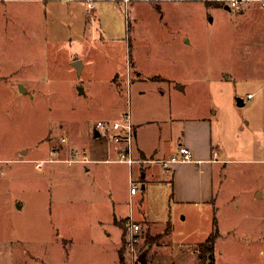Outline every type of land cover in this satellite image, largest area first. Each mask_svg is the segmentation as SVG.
<instances>
[{"label":"rangeland","instance_id":"374dc122","mask_svg":"<svg viewBox=\"0 0 264 264\" xmlns=\"http://www.w3.org/2000/svg\"><path fill=\"white\" fill-rule=\"evenodd\" d=\"M229 1L131 0L125 16L101 1L89 18L60 0L48 16L32 2V20L0 12V241L12 242V264H202L212 232L214 264H264V0ZM129 111L159 159L178 151L183 119L218 111L214 139L230 161L216 165L214 202L176 203L162 162L150 165L167 181L130 193L118 144L95 134ZM71 151L78 160L64 161Z\"/></svg>","mask_w":264,"mask_h":264},{"label":"crops","instance_id":"0c3cea01","mask_svg":"<svg viewBox=\"0 0 264 264\" xmlns=\"http://www.w3.org/2000/svg\"><path fill=\"white\" fill-rule=\"evenodd\" d=\"M48 1L49 0H0V12L5 17V19H11L12 16L14 15L16 17L18 15H25L27 16L29 20H32V2L40 3L44 5L45 13H46L45 15L48 16L50 12ZM60 1L71 3L69 4L71 6H72V3H75L74 8L69 7L67 9L68 13H73L77 9L78 5L80 4L79 8H81V6L85 7V11L87 10V12H85V15L87 14L89 18V16L94 15L96 5H98V3L101 1H105L109 3L110 7L114 9L115 12L117 11L121 16H123L124 9L125 11H127L131 0H127V1L126 0H95V7L92 10H89L88 7H86L87 2L85 0H60ZM228 6L231 7L229 4ZM95 20H96V25H95L96 26L95 30H96V29H99V26L101 28L102 24H101L100 19L98 18V15ZM88 22L89 21L86 19L84 31L82 35H80V37L82 38H84L85 35L88 34V31H87ZM29 26H31L32 28V24H29ZM68 26L74 31H76L78 30L79 26H81V24L79 22V19L77 18V21H71L68 24ZM90 29H92L91 26H90ZM95 30H92V31H95ZM100 33H101V37H103L104 32H100ZM81 45L82 44L79 41L78 49H81ZM76 59L82 60L83 62L82 69L84 70L87 62L84 60L82 56ZM135 64L138 65L137 63ZM19 85H22V84L19 83ZM176 86H180L178 88L179 90L186 91V86L181 85L180 82L177 83ZM241 102L244 103L245 100L241 99ZM131 117H132V114H131ZM215 118H217V122H218L217 125H216ZM132 120H133V117H132ZM183 120H184L183 124L185 125L184 128L186 130L183 132L182 142L180 143L178 151L176 153H173L170 156H165L163 159H170L173 156L180 155V149L182 147H188L192 149L194 153V159L191 161H179V162L169 163L168 166H166L165 164H162V167H164L165 169L171 168L173 171V176L170 178V181L173 185V193H174L173 195H174V201L176 203L193 202L196 204L198 203L209 204V203L214 202L215 200L214 172L216 170V165L220 164L221 168L224 169L230 161L229 158H221L223 155L222 152H224L225 149L221 148L220 144H217V142H215V139H214V127L218 126L217 128L218 134L220 132L219 135L221 136L222 122L218 118V111L217 112L215 111V114L213 113V115L194 114ZM133 123H134V120H133ZM137 128L138 130L135 132V146H136L135 156L137 158L159 160V158L155 157V155L157 154V148L148 147L145 144L141 135L139 134V129L141 128V126L139 127L137 126L136 129ZM95 134L97 135L96 132ZM254 135H256V131ZM222 138L223 137L221 136V139H220L221 143H223ZM105 150L108 151V148H106ZM0 163H2V160H0ZM153 163H156V162L135 164L132 167V169H130L129 167L130 181L132 178H134V168L137 167V165H140V166L148 165V167L144 170L142 179L138 180L137 182L138 185H140V183L142 182L143 189L146 190L147 184L149 182L167 181V178L162 176L163 174L162 171L159 172V168H158V171H155V172L153 171L154 168H152V165H150ZM85 168L87 169V167ZM164 168H162L163 172L165 170ZM138 192L139 190L137 191V193ZM137 193H134V194H137ZM256 194L259 197L261 196V198L264 196V192L262 190H258ZM133 212H134L133 209H131L130 213H133ZM206 239L204 241H206ZM169 244L170 242L167 245ZM14 253H15L14 246L11 241L9 240L0 241V261H2L1 260L2 258L4 259V264L14 263ZM198 258L200 262L203 264V261L201 260L200 255L198 256ZM156 262L158 264H162V262H158V261ZM195 262H196V256L194 257V264ZM172 263L179 264L177 263V260L175 262L171 261L170 263H167V264H172Z\"/></svg>","mask_w":264,"mask_h":264},{"label":"built area","instance_id":"2783aa9c","mask_svg":"<svg viewBox=\"0 0 264 264\" xmlns=\"http://www.w3.org/2000/svg\"><path fill=\"white\" fill-rule=\"evenodd\" d=\"M88 5V9L92 10L95 7V0H85ZM231 7H236L241 4V0H230L228 3ZM249 98L253 97V94L248 95ZM135 125L133 123L132 117L130 112L126 113V115L123 116L122 120H116L113 122H109L106 120H98L95 125V131L98 132L99 135H105L108 136L110 139H112L114 142L118 144V147L116 148L117 156L119 157L117 161L123 162L128 164L130 169L135 164H141V163H148V162H162L166 166H168L169 163L173 162H179V161H191L194 159V153L193 150L188 147H182L180 149V155L173 156L170 159H144V158H137L135 156ZM66 142L65 138H62V143ZM57 151L53 147L51 149V154H55ZM77 153L74 151H71L69 153V156L64 159L66 162H74L78 160L76 158ZM53 161V160H50ZM44 161L37 162V167H43ZM139 190L138 183H135L133 178L131 179V193H137ZM127 231L130 234L129 238V246L131 250H135L136 252V246L139 243L140 240V232H141V225L137 223L133 216L130 215L127 219ZM135 255V254H134ZM137 259V258H136ZM135 259V260H136Z\"/></svg>","mask_w":264,"mask_h":264},{"label":"trees","instance_id":"16d2710c","mask_svg":"<svg viewBox=\"0 0 264 264\" xmlns=\"http://www.w3.org/2000/svg\"><path fill=\"white\" fill-rule=\"evenodd\" d=\"M170 226H172L171 221H169ZM216 241V233L212 232L206 241L202 244V252L200 254V258L203 261V264H214V257H213V248Z\"/></svg>","mask_w":264,"mask_h":264},{"label":"water","instance_id":"95a60500","mask_svg":"<svg viewBox=\"0 0 264 264\" xmlns=\"http://www.w3.org/2000/svg\"><path fill=\"white\" fill-rule=\"evenodd\" d=\"M227 8L229 9L230 7L228 6ZM73 64L78 68L79 71L82 70V68H83V62H82L81 59H75V60L73 61ZM21 87H22V89H23V91H24V90H25V87H24L23 85H22ZM241 103H242V102H241ZM97 135H98V132H97Z\"/></svg>","mask_w":264,"mask_h":264}]
</instances>
